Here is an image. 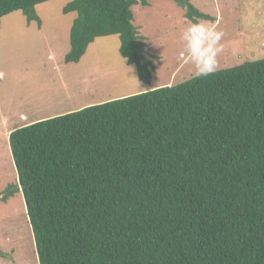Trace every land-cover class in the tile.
<instances>
[{"label": "trees", "instance_id": "trees-1", "mask_svg": "<svg viewBox=\"0 0 264 264\" xmlns=\"http://www.w3.org/2000/svg\"><path fill=\"white\" fill-rule=\"evenodd\" d=\"M49 0H0V18ZM188 21L214 22L191 0ZM148 0H67L65 63L96 38L148 84L132 23ZM38 264H264V58L37 120L9 132ZM0 255L4 254L0 252Z\"/></svg>", "mask_w": 264, "mask_h": 264}, {"label": "rangeland", "instance_id": "rangeland-1", "mask_svg": "<svg viewBox=\"0 0 264 264\" xmlns=\"http://www.w3.org/2000/svg\"><path fill=\"white\" fill-rule=\"evenodd\" d=\"M67 0L35 6L41 21L27 24L21 11L0 18V192L15 185L9 132L37 120L94 104L175 85L195 76L185 61L182 31L189 21L172 0L133 5L132 23L154 70L148 84L120 56L117 35L96 38L77 63H65L76 14H62ZM223 33L215 70L264 58V0H191ZM132 68V69H131ZM0 264H38L21 192L0 201Z\"/></svg>", "mask_w": 264, "mask_h": 264}, {"label": "clouds", "instance_id": "clouds-1", "mask_svg": "<svg viewBox=\"0 0 264 264\" xmlns=\"http://www.w3.org/2000/svg\"><path fill=\"white\" fill-rule=\"evenodd\" d=\"M223 37L208 21H189L181 34L182 55L185 61L195 69V76L206 78L214 74L217 67L216 57L222 50L220 41ZM132 69V68H131Z\"/></svg>", "mask_w": 264, "mask_h": 264}]
</instances>
